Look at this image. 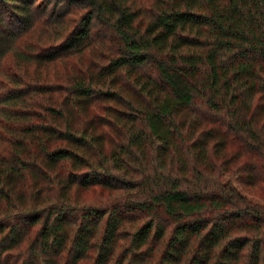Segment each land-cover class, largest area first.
I'll use <instances>...</instances> for the list:
<instances>
[{
  "label": "trees",
  "instance_id": "obj_1",
  "mask_svg": "<svg viewBox=\"0 0 264 264\" xmlns=\"http://www.w3.org/2000/svg\"><path fill=\"white\" fill-rule=\"evenodd\" d=\"M0 264H264V0H0Z\"/></svg>",
  "mask_w": 264,
  "mask_h": 264
},
{
  "label": "rangeland",
  "instance_id": "obj_2",
  "mask_svg": "<svg viewBox=\"0 0 264 264\" xmlns=\"http://www.w3.org/2000/svg\"><path fill=\"white\" fill-rule=\"evenodd\" d=\"M142 1H145V0H142ZM150 1V0H149ZM225 177H227V175L225 176ZM253 193V192H252ZM255 194V193H254ZM254 194H252V196H254V197H257L256 195H254ZM94 195H96V192H94V191H89V192H87V196H94Z\"/></svg>",
  "mask_w": 264,
  "mask_h": 264
}]
</instances>
